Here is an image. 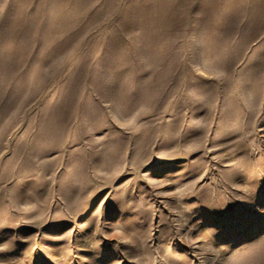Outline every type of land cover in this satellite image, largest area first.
Returning <instances> with one entry per match:
<instances>
[{
    "label": "rangeland",
    "instance_id": "374dc122",
    "mask_svg": "<svg viewBox=\"0 0 264 264\" xmlns=\"http://www.w3.org/2000/svg\"><path fill=\"white\" fill-rule=\"evenodd\" d=\"M0 264H264V0H0Z\"/></svg>",
    "mask_w": 264,
    "mask_h": 264
}]
</instances>
